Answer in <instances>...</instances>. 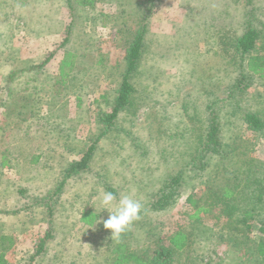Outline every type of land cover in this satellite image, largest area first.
<instances>
[{
  "label": "rangeland",
  "instance_id": "374dc122",
  "mask_svg": "<svg viewBox=\"0 0 264 264\" xmlns=\"http://www.w3.org/2000/svg\"><path fill=\"white\" fill-rule=\"evenodd\" d=\"M146 4L97 0L85 8L73 0H0V237L13 239L10 264H113L120 243L141 254L170 246L178 232L188 234L189 245L169 264H264V181L248 172L252 166L264 173V136L244 120L247 113L264 118V80L245 71L234 45L251 27L259 33L253 54L264 55V0L157 1L130 75V105L100 139L91 168L65 178L69 164L104 131L100 116L110 113L120 89L124 51ZM52 52L45 68L30 71ZM66 52L77 58L62 80ZM19 71L25 74L11 77ZM242 75L248 76L245 91L234 98ZM214 117L221 155L204 158ZM177 177L168 205L154 208ZM236 183L238 202L231 205L238 209L228 216L225 206L214 205L219 195L213 190ZM105 191L117 197L110 211L123 195L143 204L125 239L111 238L104 228ZM192 195L208 209L199 219H191ZM258 197L263 203L254 216L239 223ZM83 213L96 216L92 226Z\"/></svg>",
  "mask_w": 264,
  "mask_h": 264
},
{
  "label": "trees",
  "instance_id": "16d2710c",
  "mask_svg": "<svg viewBox=\"0 0 264 264\" xmlns=\"http://www.w3.org/2000/svg\"><path fill=\"white\" fill-rule=\"evenodd\" d=\"M72 1V0H71ZM74 4L76 6L80 7H93L97 0H73ZM159 0H147L146 4V12L144 15H142V21L143 23L139 27L138 30H136L133 35L131 41L126 46V49L124 51V61H125V74L123 76V80L120 86V89L117 93V96L114 99L112 108L110 110V113L102 114L100 116V122L104 125V131L95 141H93L92 145L89 147L88 151H86L83 156L80 158V160L72 162L69 164L68 168L65 170V178L69 179L74 176L79 175L82 172L88 171L91 168L92 160L95 157V153L97 151L98 143L100 139L107 135L112 128L115 126L116 121L119 119L122 112H124L131 102V96L134 91V87L130 83V75L136 71L139 62L141 60V57L143 55V48H144V41L145 36L147 34V22L150 19L153 8L155 7L156 2ZM259 33L256 32L253 28H249L242 36H240L238 39L235 40V49L236 52L239 53L241 57V63L246 65L245 71L249 72L251 75L259 77V79L264 80V55L259 54L255 55L253 54L254 50L256 49V45L258 42ZM68 43V40H64V43L62 47H64ZM56 52L50 53L46 59L34 68L31 67L30 71L34 72V70H39L45 68L55 57ZM76 55L72 52H66L64 59L61 62L60 65V78L64 80L65 78L70 76V70L73 69L75 66V59ZM20 75L25 74L24 71H19L16 73L11 74L12 75ZM248 76L242 75L240 80L237 82V84L233 87L232 96L235 98L236 94L239 95L240 93L244 92V88L242 87V84L244 83L245 79ZM102 99H106L105 96L102 97ZM211 107L209 106V109ZM244 120L246 124L248 125V128L252 132L263 134L264 136V118L260 116L259 113H247L244 116ZM221 139L219 136V125L217 124L216 118L214 117L211 120V124L209 126V129L207 130V134L205 136V140L202 143L204 158L207 156L205 153H211L212 155H221L220 148H221ZM241 156H245V153H242ZM226 161L223 158L222 163ZM252 164V163H250ZM7 163L2 161V166H6ZM208 165V164H207ZM205 166L206 165H202ZM248 172L249 174H253L255 179L254 180H261L260 182L264 181V173L262 176H259L260 172H257L253 167L248 166ZM254 170V171H253ZM248 178L245 180V183L250 179L253 175H249ZM239 180V176H235ZM179 180H181L180 177L174 178L169 182V184L165 187V189L162 191L160 198L154 203V208L162 209L166 205H168V202L170 198L174 195V189L175 186L179 183ZM240 181V180H239ZM229 184V183H228ZM231 186V185H230ZM232 187V188H231ZM229 185H223L217 188V190H213L215 193H217L219 196H216V201L214 205L216 204H222L225 206L224 211L226 215H231L234 210H237V206L231 205L234 202H238L237 200V188L240 187L239 184L236 183L235 186ZM255 196V192H252ZM263 194V192H260ZM187 202L195 209L194 215L191 217V219H199L200 214L202 212L206 213L208 212L207 207L204 205H201V202L196 199L195 196H189L187 199ZM263 203V200L261 197H258L257 200H253L252 206L253 208H247L244 212L242 220H238L239 223L243 224L247 222L248 218H251L252 215L254 216V210L257 209V206L260 203ZM50 215H51V209H49ZM96 216L91 215L88 213H83L82 215V221L89 226H92L95 222ZM128 233V232H127ZM130 233V232H129ZM52 237V234L49 232L48 235L41 240L40 247L38 249V252L34 254V256L31 258L32 260L35 259L39 252L43 250V247L45 243L50 240ZM120 239L124 237V234H121ZM6 243L9 245L6 246ZM169 244L170 246H160L158 249L155 250H147L141 254L129 252L125 245H122V243L117 245V248L113 251L115 257L113 260V264H164V263H172L173 258L177 252H180L184 250L189 245V236L187 233L184 232H178L171 236L169 238ZM264 245V244H263ZM13 246V239L1 236L0 237V264H10L9 260L7 259L8 251ZM260 255L264 256V249H260Z\"/></svg>",
  "mask_w": 264,
  "mask_h": 264
},
{
  "label": "clouds",
  "instance_id": "9594fccd",
  "mask_svg": "<svg viewBox=\"0 0 264 264\" xmlns=\"http://www.w3.org/2000/svg\"><path fill=\"white\" fill-rule=\"evenodd\" d=\"M116 200V195L109 191H105L100 199L103 210H107L109 213L108 218L103 221V225L105 229L111 230V238H118L133 222L139 220L143 209L140 200L133 199L130 195H123L115 205V210L110 211L109 209L112 208L113 202Z\"/></svg>",
  "mask_w": 264,
  "mask_h": 264
}]
</instances>
